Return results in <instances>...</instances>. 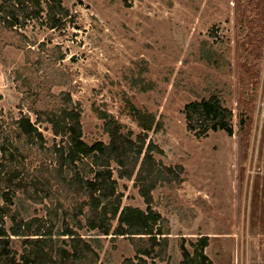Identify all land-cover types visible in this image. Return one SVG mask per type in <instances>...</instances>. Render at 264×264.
<instances>
[{
	"label": "rangeland",
	"instance_id": "obj_1",
	"mask_svg": "<svg viewBox=\"0 0 264 264\" xmlns=\"http://www.w3.org/2000/svg\"><path fill=\"white\" fill-rule=\"evenodd\" d=\"M63 2L73 17L61 29L33 22L23 35L0 32V152L6 138L23 145L12 167L17 177L0 179V190L16 191L12 210L47 226L56 219L54 208H76L84 199L59 183L50 152L24 144L16 123L22 114L36 122L47 147L56 139L52 125L37 122L35 111L60 108L70 95L81 107L83 138L92 144L110 140L95 109L115 116L136 139L143 129L130 115L134 104L163 124L147 133V143L162 151L154 152L156 163L184 171L181 181H159L153 191L152 208L162 215L151 220L153 232L162 234L114 235L117 219L110 235L80 230L98 251L97 264H182V246L194 254L201 236H209L205 253L214 264H264V0ZM147 82L154 87L143 89ZM210 87L233 110L232 135L197 137L187 128L185 104ZM35 178L44 187L34 188ZM118 182L122 205L147 210L135 177ZM15 242L19 258L22 239ZM71 243L54 236L49 247H37L40 260L74 264ZM37 251L32 264H43Z\"/></svg>",
	"mask_w": 264,
	"mask_h": 264
},
{
	"label": "trees",
	"instance_id": "obj_2",
	"mask_svg": "<svg viewBox=\"0 0 264 264\" xmlns=\"http://www.w3.org/2000/svg\"><path fill=\"white\" fill-rule=\"evenodd\" d=\"M72 17L63 0H0V32L13 31L23 35L24 30L33 22L57 30L63 28ZM203 52L212 57L210 48L203 46ZM150 87H154V84L147 82L143 89L148 90ZM206 91L207 94L187 102L182 110L188 130L194 132L197 137L220 130L232 135L233 110L226 105L218 88L210 87ZM130 107V115L143 129L136 139L133 138V131L126 132L125 124L115 116L95 109L98 116L104 119V129L110 140L95 141L92 144L83 138L81 107L73 103L70 95L69 101L60 108L35 111L37 122L46 121L52 125L54 139L56 138L52 145L46 147L47 140L43 132L29 114L20 116L16 123L20 126L19 135L24 136V144L35 145L44 152H50L54 163L52 169L60 173L59 183L70 191L77 188L84 199H81L76 208H65L64 204L54 208L53 215L56 214L57 220L47 226H41L35 223L34 218L26 215L23 217L20 209L12 210L13 195L16 191L10 195V189L0 190V264H32L37 247H49L48 241H53L54 236L58 239L64 236L71 239L70 254L74 257L72 263L92 260L93 264H97L99 253L80 230L87 228L90 231H98L97 235H110L113 220L116 219L118 225L113 229L114 235L148 234L155 237L163 233L161 230L153 232L154 224L151 220L162 217L152 208L153 191L159 181H181L184 166L156 163L154 152L162 151L152 140L147 143V133L152 129L162 128L163 124L154 112L134 104ZM59 136L60 140L57 139ZM21 147L23 145L17 144L14 137L6 138L1 144L0 154L5 158L0 161V179L5 180L12 175L17 177L15 173L18 170L12 167L18 157L16 153ZM113 162L118 165L117 169L113 167ZM115 170L120 179L135 177L139 193L147 203V210L122 205L123 195L118 190L119 182L115 177ZM33 181L34 188L37 184L44 187L41 179L35 178ZM17 182L16 179L15 183ZM48 194L45 191L41 201ZM2 198L5 199L4 202ZM34 200L37 201L36 198ZM23 208L24 211L29 209L25 206ZM47 216L51 217V211ZM59 223L61 224L58 225ZM15 239H22L23 250L19 258ZM92 239L97 242L98 248H103L99 236ZM192 245L195 247L194 254H191L186 246H182V264H214L205 253L209 236H201ZM61 251H65V248ZM70 254L68 253V256ZM39 257L37 251V263L47 264L53 261L45 258L40 260ZM53 262L57 264V258ZM60 262L62 263V255Z\"/></svg>",
	"mask_w": 264,
	"mask_h": 264
}]
</instances>
